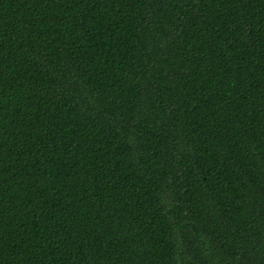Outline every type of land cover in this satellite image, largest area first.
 Returning a JSON list of instances; mask_svg holds the SVG:
<instances>
[{
  "label": "trees",
  "instance_id": "16d2710c",
  "mask_svg": "<svg viewBox=\"0 0 264 264\" xmlns=\"http://www.w3.org/2000/svg\"><path fill=\"white\" fill-rule=\"evenodd\" d=\"M0 264H264V0H0Z\"/></svg>",
  "mask_w": 264,
  "mask_h": 264
}]
</instances>
